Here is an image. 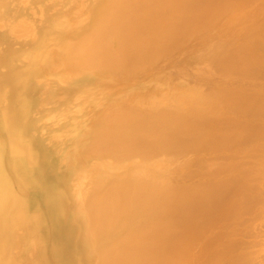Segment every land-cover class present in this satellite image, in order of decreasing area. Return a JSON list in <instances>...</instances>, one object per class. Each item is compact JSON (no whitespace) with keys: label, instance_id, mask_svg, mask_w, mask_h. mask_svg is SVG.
<instances>
[{"label":"bare ground","instance_id":"bare-ground-1","mask_svg":"<svg viewBox=\"0 0 264 264\" xmlns=\"http://www.w3.org/2000/svg\"><path fill=\"white\" fill-rule=\"evenodd\" d=\"M21 1L0 0V19L11 23L6 14L14 12ZM26 1L41 5L47 0ZM98 1L102 8L94 17L96 30L86 40L91 44L89 54L76 58L70 53L67 63L94 70L92 80L108 79L120 85L135 81L151 66L167 63L172 54L184 51L180 65L192 77L183 72L165 73L159 81L152 79L120 100L126 105L136 100L135 109L131 104L130 112L123 110L117 117V110L115 116L109 113L114 108L107 110L111 116L105 111L97 149L108 153L109 159L102 157L101 169L92 165L78 185L76 199L86 208L88 223L87 227L84 222L83 226H69L68 240L62 239L63 254L71 257L72 239L75 252L77 248L80 252L95 248L100 254L96 264H264V88L259 89L264 83H255L264 82V17L247 23L249 15L243 9L252 0H123L126 5L121 0ZM40 9L45 12V8ZM220 24L226 25L224 34L221 30L223 36L212 38L211 32ZM20 27L22 32L26 30ZM61 38L58 36V42L66 49ZM44 40L49 43L51 39ZM191 78L226 81L228 88H218L219 81L220 86H200ZM237 80L243 86L230 88L233 85L229 87V83ZM245 82L257 88L247 85L251 91H245ZM104 152L99 153L102 156ZM190 154L196 157L191 164L178 161L191 158ZM213 154L222 156L220 163H212ZM244 155L245 162L232 159ZM122 161L131 162L134 171L127 170L128 163L122 165ZM160 162L164 168L156 167ZM176 162V168L167 169ZM183 166V181L196 182L181 183L176 178L172 179L176 182H169L175 175L181 180L178 176ZM168 170L174 171V176L171 173L168 177ZM112 179L117 183L110 184ZM85 183L88 186L84 188ZM107 226L111 231H105ZM86 230L93 231L92 237H87ZM243 237L245 253L240 252Z\"/></svg>","mask_w":264,"mask_h":264},{"label":"rangeland","instance_id":"rangeland-1","mask_svg":"<svg viewBox=\"0 0 264 264\" xmlns=\"http://www.w3.org/2000/svg\"><path fill=\"white\" fill-rule=\"evenodd\" d=\"M22 1L14 9V12L6 14V16L11 17L9 19L12 21L11 23L6 22V19L4 20L5 22L0 19V264H96L100 254L95 251V248L84 249V253L77 248V252H75L76 247L73 246L72 248L74 242L71 239L69 249L71 257H66L62 252V249L65 248L62 245V239L68 240L67 232L69 226H79L82 225L81 222H84V226L87 227L88 215L84 211L86 208L76 199L78 196L77 188L80 182L85 180L92 165L98 164L100 168V164L104 160L109 159L108 153L106 154L103 150L97 149V147L100 148L99 128L103 127L100 124L104 121L103 118L111 116L112 113L113 115L116 113V116H114L117 117L118 114H122L123 110L127 113L130 112L132 109L129 110V108L134 101L136 103V100H129L130 104L128 103L127 105L126 103L120 104V100H123V97L131 93V91V94H133L140 87H145L146 83L152 79V81L156 79V81H159V78L165 73L167 75L168 72V74L170 72L172 74L174 72H183L182 74L188 75L189 72H185L188 69L183 70L186 67L182 64L180 65V61L184 63L180 58L184 51L172 54L171 56L173 57H170L169 62H164L165 64L161 63L151 66V69L148 68L149 71L146 70L147 73L143 71L145 74L142 73L143 75L136 77L135 81L126 80L118 85L108 79L92 80L96 75L94 70H81L78 66L67 63V61L69 62L70 53L76 55V58L77 56L78 58L86 57L85 55L89 54L91 44L90 42L88 44L86 40L96 30L97 21H95L94 17L95 14L97 15L100 12L102 3L97 2V0H47L42 2L41 5H36V2L28 1L27 3L25 0L24 4ZM122 1L119 2L121 3ZM253 1H251L250 6L243 9L249 15L247 18V20L250 19L249 22L247 21L249 25L253 21L258 22L256 20L264 17V0H255L254 3ZM119 2L116 5L122 6L125 1L121 5H119ZM81 5L83 8L80 7ZM98 7L101 8L99 9ZM40 8H45V12L42 13ZM104 8L103 11L105 12L107 7L104 5ZM91 13L94 15L92 14L91 16ZM77 14H80V16H77ZM79 18L81 19L79 20ZM251 19L253 20L251 21ZM21 25L26 28L24 32H22ZM32 26L34 27L32 28ZM225 26L220 24L213 33L211 32L212 38L221 39L219 35L220 37L223 36ZM28 30L31 31L29 32ZM221 30H223V34ZM57 35L60 38L62 37L60 39L62 44H67L68 49H66L68 52L60 46ZM48 38L51 39L49 43L44 40H48ZM97 42L101 43L100 40H97ZM107 42L108 40H104V43ZM83 49L85 50L83 51ZM70 50L72 51L69 52ZM20 76L22 77L21 79ZM188 76L192 77L191 75ZM193 79L191 78L193 82L200 86L205 84L208 86L212 83V86L217 84L220 86L221 84L220 87L217 86L221 89L222 87H225L224 89L228 88V86L226 87V84L228 85L226 81H221L225 84L224 86L220 80L214 78H208V80L198 78V80L202 81L196 80L197 78ZM237 81L236 83H229V87L233 85L230 87L233 88L234 84L238 87L243 86L240 80ZM255 83L259 85L264 82L257 81ZM253 84H250V86L247 82L246 86L248 85L252 89ZM141 85L144 86L142 87ZM257 85L253 87L257 88ZM236 86L235 88H238ZM248 86L244 88L245 91L250 92L251 89ZM95 87L101 89H95ZM260 88L263 89L264 87L261 86ZM132 89L135 90L133 91ZM88 92L89 94H87ZM99 97L102 98L100 99ZM118 101L119 103L114 104ZM118 104L121 106L119 107ZM134 105L133 108L135 109ZM109 106L114 108V111ZM108 109H111V111ZM107 110L110 111L111 115H109ZM138 110L142 111L141 109ZM105 111L108 114L106 116H104ZM14 123H16V127ZM99 152H104V154L101 156ZM109 155L112 154L109 153ZM191 156L192 160L186 156L188 161L185 162L187 160L185 159L186 157L184 161L181 158L178 161L182 160V164L189 165L196 159L194 155ZM193 156L195 157L194 160ZM213 156L215 157L216 155L210 156L213 158L212 163H220L222 156L219 155V158L216 156V160ZM102 157L104 160H102ZM113 157L114 161H116L115 156ZM244 157L245 155L232 159L235 162H238V160L241 162ZM243 160L242 162H245ZM125 162L126 164L128 163V161ZM125 162L122 161V165ZM179 162L170 164L167 169L172 166L176 168V164ZM129 163L126 166L127 170L131 168L130 170L133 172L134 169ZM111 164L113 168H117L116 164L112 162ZM158 165L160 168L165 166L161 162L156 167ZM145 168L143 170H146ZM155 168L153 167V169ZM182 169L180 176H178L179 172L177 173L179 170L177 169L176 171L175 169L177 176H182L181 180L175 175V177L168 179L169 182H173L174 180L172 179L175 178L181 183L189 182L188 184H193L191 182H196V179H193L194 181L188 180V182L187 180L183 181L186 179L184 177L186 169H184V166ZM183 171H185L184 174ZM168 172L170 173H168V177L169 175L170 177L172 176L171 173L174 176V171L170 172L168 170ZM115 175L118 176L119 171ZM114 179H117V177ZM114 179L111 182V179L109 180L110 184L117 183ZM164 180L168 183L166 179ZM86 185L88 186L85 183L84 188ZM22 213L29 216V219H33V221L30 222L27 220L28 218L24 219L26 217ZM258 218V220H261L259 222L263 221L261 217ZM244 226H242V229H245ZM107 228L109 227H105V231H111V229ZM59 229H61V232H58ZM88 230H86L87 237L91 236L93 232L92 230L88 232ZM109 244L107 241L106 249H108ZM242 250L240 252L245 253V238ZM98 251L100 253L99 249ZM63 258L66 259V262L68 259V263H65Z\"/></svg>","mask_w":264,"mask_h":264}]
</instances>
